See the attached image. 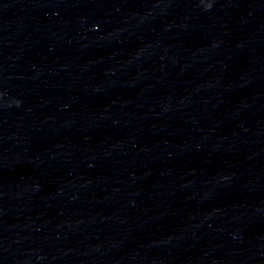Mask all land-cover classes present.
<instances>
[{"label":"clouds","instance_id":"clouds-1","mask_svg":"<svg viewBox=\"0 0 264 264\" xmlns=\"http://www.w3.org/2000/svg\"><path fill=\"white\" fill-rule=\"evenodd\" d=\"M201 3L205 11H210L213 7V0H201ZM14 103L19 106L20 101H14Z\"/></svg>","mask_w":264,"mask_h":264}]
</instances>
